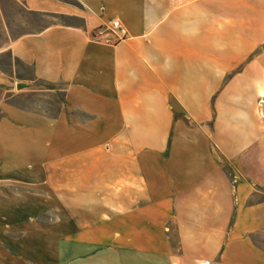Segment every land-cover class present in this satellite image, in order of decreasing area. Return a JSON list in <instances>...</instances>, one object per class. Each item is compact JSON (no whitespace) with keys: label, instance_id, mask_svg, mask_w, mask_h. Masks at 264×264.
Listing matches in <instances>:
<instances>
[{"label":"crops","instance_id":"crops-1","mask_svg":"<svg viewBox=\"0 0 264 264\" xmlns=\"http://www.w3.org/2000/svg\"><path fill=\"white\" fill-rule=\"evenodd\" d=\"M7 2L75 22L12 37ZM235 7L0 0L31 72L0 71V264H264V23ZM34 80L55 114L13 103Z\"/></svg>","mask_w":264,"mask_h":264},{"label":"rangeland","instance_id":"rangeland-1","mask_svg":"<svg viewBox=\"0 0 264 264\" xmlns=\"http://www.w3.org/2000/svg\"><path fill=\"white\" fill-rule=\"evenodd\" d=\"M235 12L233 15L237 24L251 22L252 27H260L264 23V0H235ZM1 6L4 7L2 4ZM6 21L9 32L12 37L21 33H28L40 29V27L53 22L74 23L62 17L41 16L40 14L25 11L19 4L7 2ZM6 30L1 27L0 23V47L2 42L7 39ZM0 71L5 72L12 78L31 77L30 69L24 67L9 56L7 52L0 54ZM32 91H25L21 97L13 100V103L21 107L41 111L49 115L55 114L61 105L62 95L59 91L49 92L48 90L57 89V87L42 83L40 81L31 82ZM34 90V91H33ZM1 96H7L4 89L0 90ZM264 99L259 100L260 102Z\"/></svg>","mask_w":264,"mask_h":264},{"label":"built area","instance_id":"built-area-1","mask_svg":"<svg viewBox=\"0 0 264 264\" xmlns=\"http://www.w3.org/2000/svg\"><path fill=\"white\" fill-rule=\"evenodd\" d=\"M127 37V32L123 28L120 20L114 19L108 25L101 26L97 28L92 35V38L96 41H103V42H119ZM260 105L264 107V100L260 102ZM264 110V109H263ZM264 116V111H263ZM209 264V263H205Z\"/></svg>","mask_w":264,"mask_h":264},{"label":"water","instance_id":"water-1","mask_svg":"<svg viewBox=\"0 0 264 264\" xmlns=\"http://www.w3.org/2000/svg\"><path fill=\"white\" fill-rule=\"evenodd\" d=\"M29 85L25 82H20V83H17L16 84V88L17 90H22V89H25V88H28Z\"/></svg>","mask_w":264,"mask_h":264},{"label":"trees","instance_id":"trees-1","mask_svg":"<svg viewBox=\"0 0 264 264\" xmlns=\"http://www.w3.org/2000/svg\"><path fill=\"white\" fill-rule=\"evenodd\" d=\"M10 56V55H9ZM11 57V56H10Z\"/></svg>","mask_w":264,"mask_h":264}]
</instances>
